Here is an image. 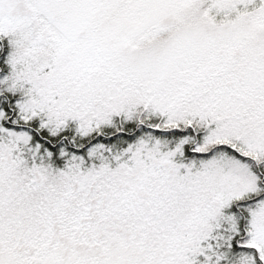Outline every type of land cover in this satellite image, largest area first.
Returning <instances> with one entry per match:
<instances>
[{
	"label": "snow or ice",
	"instance_id": "6c2138e0",
	"mask_svg": "<svg viewBox=\"0 0 264 264\" xmlns=\"http://www.w3.org/2000/svg\"><path fill=\"white\" fill-rule=\"evenodd\" d=\"M0 264H264V0H0Z\"/></svg>",
	"mask_w": 264,
	"mask_h": 264
}]
</instances>
